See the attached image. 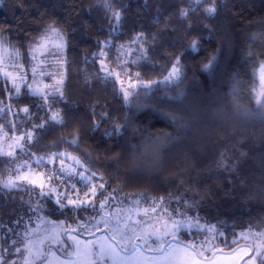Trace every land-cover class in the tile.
I'll return each mask as SVG.
<instances>
[{"label": "trees", "instance_id": "16d2710c", "mask_svg": "<svg viewBox=\"0 0 264 264\" xmlns=\"http://www.w3.org/2000/svg\"><path fill=\"white\" fill-rule=\"evenodd\" d=\"M111 2L123 14L115 31L105 0H0V34L6 47L31 65L30 45L54 24L65 41L66 72V99L57 105L66 113V125L35 129L32 142L23 151L17 145L12 157L0 155V180L27 169L50 176L45 167L50 154L66 150L81 156L84 168L102 177L107 191L119 189L114 201L122 202L136 219L151 200L162 197L169 211L200 217L204 228L196 236L198 241L214 236L212 240L224 250L255 246L251 237L238 245L231 241L250 227L264 231V108L257 104L262 87L260 63L264 61V0H216L215 16L206 17L203 8L208 4H203L186 19L180 17L179 9L188 8L190 0ZM140 33L147 37L149 59L131 65L130 72H140L145 81L159 80L179 56L184 73L178 84L154 86L149 97L141 93L139 100L133 98L125 104L117 94L119 83L102 79L104 74L99 73V61L93 54L104 48L108 60L116 62L119 46L129 44ZM192 39L200 41L196 53L189 48ZM213 56L212 68L205 71L203 65ZM123 59L139 58L129 55ZM9 88L10 82L0 78V100L4 101L0 108L13 106L12 112L0 115V124H16L11 131L8 127L0 130V148L15 145L13 134L30 130L45 115L39 96L31 95L27 88L17 96L14 89L8 93ZM94 105H98L95 116ZM25 106L33 113L30 118L22 112L13 116L17 108ZM105 111L108 119L93 131V121L100 120ZM164 113L175 114L186 127L179 128ZM113 124L126 127L120 135L109 137L105 133ZM77 128L83 137L79 147L57 145L61 138L71 140ZM40 157L44 159L38 165ZM61 159L67 166L73 164L66 157ZM222 160L234 167L220 166ZM57 178L52 179L55 184ZM75 180L74 176L59 178L62 184ZM22 185L12 191L0 189V252L5 247L14 252L12 241L23 248L21 242H26V233L38 217L75 226L87 210H60L55 199L39 194V188ZM134 199L142 202L139 209L133 205ZM210 225L215 231L206 233ZM222 232L226 237L220 239ZM181 236L192 239L183 231ZM11 258L21 259L17 255Z\"/></svg>", "mask_w": 264, "mask_h": 264}, {"label": "snow or ice", "instance_id": "6c2138e0", "mask_svg": "<svg viewBox=\"0 0 264 264\" xmlns=\"http://www.w3.org/2000/svg\"><path fill=\"white\" fill-rule=\"evenodd\" d=\"M106 6L111 12L109 18L110 23L114 22L113 31L117 29L120 25L123 14L122 10H114L112 8L111 0H105ZM208 4V7L203 8V12L206 17H213L217 13L216 0H190L188 8L179 9V15L181 18H188L189 13L195 11L197 7ZM55 37V39H53ZM147 37L143 34L135 35L129 44H122L119 46V53L117 56L118 63H113L108 60V53L101 48L99 53H94V60L99 61L100 69L99 73H103L102 79L105 82L112 81L114 83H119L120 87L117 92L125 102L128 104L133 98L139 100L141 98V93L145 98L149 97L154 86L163 85L165 87L169 85H176L178 82L182 81L184 67L181 64V59L179 56L176 57L174 62L171 63L170 67L166 68L167 74L159 80H148L145 81L140 72L132 73L129 71V67L134 64H138L140 61H146L148 57V48L145 47L147 44ZM7 41H5L0 34V63H3V54L7 51L6 48ZM52 44L57 50L62 49L65 46L63 33L53 25H49L48 29L43 35L37 38L36 41L32 42L29 47V52L31 53L32 60L37 59V53L40 56H46L48 54L55 55L48 49V45ZM107 45V42H105ZM132 45H136L137 49L133 51ZM200 47L199 39H192L189 45L190 50L193 53L198 52ZM129 55H136L139 59L126 60L123 57ZM182 55V54H181ZM264 55V53H261ZM249 58H252L251 52L249 53ZM216 57H211L207 63L203 65L205 71L212 68L213 62ZM64 63L63 61H60ZM41 64L44 63L43 60L40 61ZM111 65V66H110ZM22 67V65L20 66ZM39 67V65L37 66ZM37 67H32L31 72L33 73L32 83H26L25 86L29 90V93L33 96H39L40 107L45 110V115L43 117H38L42 122L33 123L30 126V130L20 133L19 135L13 134L17 145L23 151L27 144H30L33 140L34 130L45 128L46 125H60L65 126L66 113L59 110L57 105L64 102L66 99L65 93V73L61 72L59 77L55 73L49 72L47 75L51 77L55 83H43L41 87L39 84L33 88L35 81V74L37 72ZM119 69V71H117ZM97 73V75H99ZM4 76L9 78L12 83V88L6 89L8 93H12L13 89L15 95L19 96L21 94V88L16 84V79L19 78L21 82H25L27 79V72L23 75L17 71L16 75H13L10 71H4ZM44 73L41 72V75ZM260 83L261 89L257 94V104L260 108H264V61L260 63ZM255 91V90H254ZM11 96H9V99ZM179 99V97H177ZM4 101L0 100V104ZM98 105L93 106L92 115H97ZM12 105L7 104L5 107L0 108V115H7L12 112ZM24 113L27 117H31L33 113L30 107L25 106L23 108H17V112L12 113L13 116H18L19 113ZM173 123H175L179 128H185V122L173 113H164ZM108 119V113L105 111L100 113V120L93 121V131L98 130L103 126V122ZM5 127L9 128V131L16 128L14 121H10L8 125L0 124V130ZM126 125L113 124L111 131L106 132L107 136L120 135ZM5 136L8 135L7 132L4 133ZM71 140H64L61 138L59 143H67L70 146L75 145L79 147V141L82 140V134L79 128L73 131ZM167 138V137H165ZM23 142V143H21ZM0 155H6L12 157L13 152H3L0 150ZM86 156H90V153H86ZM61 157H66L73 161L72 166L65 167V160ZM99 158V157H97ZM40 157L36 163L39 165L43 160ZM118 159V158H117ZM49 160L52 163L59 162V172L61 174L67 173L69 178L73 176H78L80 181L85 184L87 191H84L83 198L80 197L76 183H71L70 187L72 191H67L65 189H58L57 187H49L47 192L44 191L54 176H46L43 172L35 173V176L39 178L31 179L29 173H24L23 175H16L14 177L10 176L7 180H0V189L12 191L21 188L23 185L18 183V181H27L28 184L35 188L40 189L41 196H52L55 194V203L58 205L60 210L67 208L69 205L72 206L74 210L83 209L85 206H90L93 210L99 208L101 212L104 211L106 207H111V201L116 199L114 193L118 192L119 189H113L111 192L107 191L106 184L104 182L93 183V178L97 176L96 172H91L89 169L84 168V160L81 156H74L72 153L67 152H54L49 156ZM76 165L84 168V171H78L75 167ZM22 165L21 167H25ZM220 166L234 167V165H227L225 161H221ZM55 168L53 172L55 173ZM86 172L90 174H85ZM61 180L63 176L59 177ZM103 179L102 177L100 178ZM75 196V198H73ZM97 197H102V199H97ZM122 203V202H121ZM141 201L138 199L133 200V205L136 209H139ZM140 216L133 223H112L115 219L112 214H108L107 217L101 216L99 220L95 216L87 217L84 222L77 224L72 232L76 235H72V232L66 233L69 240L72 241L71 244L67 243V240L56 239L52 236L53 244L59 245L58 251L63 252L65 256H69L67 249L74 248V252L71 255H75L77 258H82L89 262V264H98L99 261L110 260L112 264H119L122 258L135 259L138 252L146 251L150 253H156L151 257H146L149 264H154V262H162V264H200V258L204 257L205 252H212L213 257L216 255H228L237 260H243L244 264H264V231H253L250 227L246 233L242 232L239 238L231 241L232 245H238L241 240H247L249 237L253 238L256 243L254 247L249 248H232L230 253H224L223 249L219 245L213 244L212 239H202L197 240L196 236L199 231L204 228V225L200 223V217H189L186 212H181L179 210L173 209L169 211L168 206L164 204V200L161 197L159 200H151L148 207L142 210V214L138 212ZM130 219V218H129ZM155 221L159 224V228H155L153 224L149 221ZM152 228V231L145 230V226ZM197 229L196 233L191 230ZM83 229V232H81ZM137 229H141L138 231ZM186 232L188 235L192 236V239H187L181 236V232ZM215 231V226H208L206 233H213ZM103 232V239L107 240V243L100 242L97 243L96 233ZM87 233L93 239L81 240V236ZM28 233H26V237ZM17 241H12V248L14 252L9 248L5 247L2 252H0V264H35L37 260L42 262L47 261L48 255H55L51 252V248L47 251L41 246L43 241L35 242L32 239H27L23 243V248L17 247ZM211 245V248L208 247ZM228 246V245H226ZM13 255L21 257L19 261L12 259ZM247 257V259H245Z\"/></svg>", "mask_w": 264, "mask_h": 264}, {"label": "rangeland", "instance_id": "374dc122", "mask_svg": "<svg viewBox=\"0 0 264 264\" xmlns=\"http://www.w3.org/2000/svg\"><path fill=\"white\" fill-rule=\"evenodd\" d=\"M53 39H55V37ZM64 43H65V41H64ZM48 49L52 53H55V55L48 54L46 56H40L39 53H37L36 54L37 59L32 60L31 65H29V63H25L24 60L22 61L20 59V57L15 55L9 48H7V51L3 54V63H0V78L8 80L10 82V84L12 85L10 79L6 78L4 76V74H3L4 71H10L13 73V75H16L17 71H19L21 75H23L25 72H27V79L25 82L22 83L19 78L16 79V84L18 86H20L21 89L27 88L25 86V84L26 83H32V81H33V73L31 72V68L37 67L39 65V67H37V72L35 74L36 83L33 84V88H35L37 84H39L42 87L43 83H55V81L52 80L51 77L49 75H47V73H49V72L55 73L57 75V78L59 77V74L61 72L65 73V75H66L65 61H64L65 46L62 49L57 50L53 47L52 44H49ZM41 60L44 61L43 64L40 63ZM60 61H63L64 63H61ZM118 62L119 61H116L113 63H118ZM21 65H22V67H20ZM117 71H119V69H117ZM41 72H43L44 74L41 75ZM16 146H17V144L15 143V145H13L12 147L11 146H9V148L2 147V148H0V150H2L3 152L14 151L13 148L15 149ZM45 167H47L50 170V176L55 177V175H56V177L57 176L60 177L62 175L63 176L62 180H64L65 178L69 179V176L67 175V173L61 174L59 172V162L58 161L55 164L50 161V162L46 163ZM65 167H68L66 165V162H65ZM75 167L77 168L78 171H84V169L78 165H76ZM54 168L56 170L55 173L53 172ZM37 172H40V171H37ZM37 172H35L33 169H27L26 171H21L18 175H23L24 173H29L31 179H37V182H39V178L35 176V173H37ZM42 172L46 174L45 171H42ZM85 174L87 175L89 173L86 172ZM74 177L76 178V180L73 182L71 181V183L77 184L78 189H80L79 195L81 198H83V193H84V191H87V187L85 186L84 183H82L80 181L79 177H77V176H74ZM71 178H73V177H71ZM56 182L57 183L55 184V182L51 181L50 184L47 187H45V192H47L49 190V187H53V186L57 187L58 189H65L69 192L72 191V189L70 187L71 183L62 184L59 182V178L56 179ZM100 182H104V181L101 180L99 176H96L93 178V183L98 184ZM18 183H21V184L27 183L28 184L27 181H23V180L18 181ZM49 198L56 199V196H55V194H53L52 196H49ZM73 198H75V196H73ZM97 199L99 200L102 198L97 197ZM68 207L73 209L71 205H69ZM85 207L87 208V210L85 209L84 213H82L83 217H82L81 221H79V223L84 222V220L87 217L95 216V218L97 220H99L101 216L107 217L108 214H112L114 217H116L115 219L112 220L113 224L118 223V222L121 224L133 223L137 220L133 215L130 214V211L128 210V208L126 206H124V204L117 203V201H114V200L111 201V207H106L103 212H101L99 210V208L93 210V208L90 206H85ZM149 223L153 224L155 228L160 227V225L155 223L154 220L149 221ZM76 227H77V225L67 226L65 220L53 221V220H50V219H47L44 217H38L35 221V224L33 226H30V228L28 229L29 232H28V236H27L26 240L32 239L35 242L43 241V244L41 246L46 250L47 244L53 243L52 239H51L52 236H55L56 239H64V237H63L64 230L75 229ZM137 230L140 231L141 229H137ZM145 230L152 231L153 229L147 227V225H146ZM81 231L83 232V229H81ZM72 235H76V234L72 233ZM84 235L89 236L87 233H84ZM103 237H104V233L97 235L96 236L97 243H100V242L107 243V240L103 239ZM84 239H93V238H86V237L81 236V240L83 241ZM212 243L215 244V242L213 240H212ZM56 246L59 248V245H56ZM208 247L211 248V245H208ZM239 248H249V247L248 246H241ZM215 250L216 249H212V251L205 252L204 257L209 256L208 253H212ZM67 251L71 255V250L69 248L67 249ZM51 252L55 253V255L49 254L47 261L44 262L43 264H89L88 261H86L82 258H77L75 255L73 258H64L59 253H57V251L53 248L51 249ZM227 253H230V252H227ZM153 255H157V254L156 253H149L146 251L138 252L136 254L135 259L122 258L120 260L119 264H149V261L146 259V257H151ZM40 261L41 260H37L35 262V264H38ZM241 261L242 260H237L233 257L228 256V255H219V254L216 255L211 260H206V259L200 258V264H240ZM257 263L258 262H256V264ZM98 264H112V262L110 260L99 261ZM154 264H162V262L157 261V262H154Z\"/></svg>", "mask_w": 264, "mask_h": 264}, {"label": "water", "instance_id": "95a60500", "mask_svg": "<svg viewBox=\"0 0 264 264\" xmlns=\"http://www.w3.org/2000/svg\"><path fill=\"white\" fill-rule=\"evenodd\" d=\"M69 232H72V229H66V230H64V232H63V237H64L65 240H67V242H69V244H71L72 241L69 240L68 237H67V235H66V233H69ZM72 233H74V232H72ZM101 233H103V232H97V233H96V236L99 235V234H101ZM74 234H76V233H74ZM83 237H86V238H93V237H91V236H85V235H83ZM225 237H226V234H225L224 232H222V233L219 234V238H220V239H223V238H225ZM242 246L254 247L253 244H243ZM239 247H240V246H237V247H235V248H239ZM49 248H51V249H52V248H53V249H58V247H57L55 244H53V243H49V244H47V246H46V251H47ZM215 251H216V250H215ZM223 251H224V253L231 252V250H224V249H223ZM73 252H74V248H71V253H73ZM149 253H150V252H149ZM48 257H49V255H48ZM48 257H47V259H48ZM68 257H69V258H73L74 255H69ZM201 258L206 259V260H211V259L214 258V257H213V255H212V253H211L209 256L201 257ZM245 259H247V257H245ZM43 263H44V262L40 261L38 264H43ZM240 264H244V261L242 260V261L240 262Z\"/></svg>", "mask_w": 264, "mask_h": 264}, {"label": "flooded vegetation", "instance_id": "af4514ba", "mask_svg": "<svg viewBox=\"0 0 264 264\" xmlns=\"http://www.w3.org/2000/svg\"><path fill=\"white\" fill-rule=\"evenodd\" d=\"M69 244V242H67ZM71 250V248H69ZM57 251V253H59L62 257L64 258H69L68 256L66 257L65 254L63 252L58 251V249H55Z\"/></svg>", "mask_w": 264, "mask_h": 264}]
</instances>
